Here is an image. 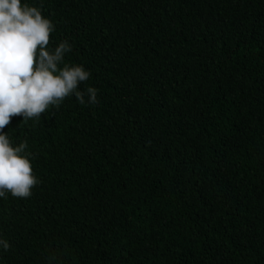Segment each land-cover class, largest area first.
I'll use <instances>...</instances> for the list:
<instances>
[{
  "label": "trees",
  "instance_id": "trees-1",
  "mask_svg": "<svg viewBox=\"0 0 264 264\" xmlns=\"http://www.w3.org/2000/svg\"><path fill=\"white\" fill-rule=\"evenodd\" d=\"M81 89L4 128L40 183L0 264H264V0H22Z\"/></svg>",
  "mask_w": 264,
  "mask_h": 264
},
{
  "label": "clouds",
  "instance_id": "clouds-1",
  "mask_svg": "<svg viewBox=\"0 0 264 264\" xmlns=\"http://www.w3.org/2000/svg\"><path fill=\"white\" fill-rule=\"evenodd\" d=\"M55 24L40 9L22 0H0V198H28L40 183L33 172L27 142L14 146L5 126L13 116L24 121L38 119L50 106L75 96L81 104H98V89L88 86L90 70L69 65L65 57L73 50L67 41L49 47ZM0 249H10L0 237Z\"/></svg>",
  "mask_w": 264,
  "mask_h": 264
}]
</instances>
